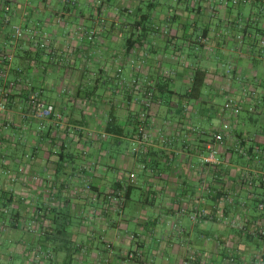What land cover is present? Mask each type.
Returning <instances> with one entry per match:
<instances>
[{
    "label": "crops",
    "instance_id": "1",
    "mask_svg": "<svg viewBox=\"0 0 264 264\" xmlns=\"http://www.w3.org/2000/svg\"><path fill=\"white\" fill-rule=\"evenodd\" d=\"M164 6L16 0L12 25L0 27L8 105L0 114V258L256 263L264 250L253 235L264 231V0ZM12 26L25 30L15 48L4 45ZM35 91L55 108L43 122L28 115ZM230 98L237 117L224 110ZM142 112L147 146L135 143ZM226 122L230 132L215 144ZM210 144L214 164L204 162Z\"/></svg>",
    "mask_w": 264,
    "mask_h": 264
},
{
    "label": "built area",
    "instance_id": "2",
    "mask_svg": "<svg viewBox=\"0 0 264 264\" xmlns=\"http://www.w3.org/2000/svg\"><path fill=\"white\" fill-rule=\"evenodd\" d=\"M16 3V0H2V7H1V13H3L2 17L0 18V27L4 28L5 26H11L12 25V10L14 7V4ZM25 30L18 26H12V32L9 34L7 40L4 42V45L10 48H15L18 45V40L22 39L24 37ZM47 43L46 41L41 44L42 48H46ZM260 46L264 48V39L260 41ZM12 55L9 54L7 56V61L11 60ZM6 59V58H5ZM7 72L5 71V68L3 66H0V76L6 77ZM11 88H14L15 83H9ZM6 94V91L2 88L0 89V114H4L8 110V105L6 101L3 99ZM153 100V94L150 93L147 99V102L145 103L146 107H149L151 105V102ZM29 110L30 113L28 114L30 117H32L35 120H38L39 122H43L47 119H49L54 113L55 108L47 104L41 97L40 93L38 91L33 92L29 97ZM224 110L226 112H229L231 116L237 117L238 114L241 111L240 106L237 104V102L230 98L228 102L226 103ZM147 113L142 112L138 119L137 124V132H136V139L135 143L138 146H147L152 143L151 135L148 128L147 123ZM230 124L224 123L222 126V129L217 132L214 135V142L215 144H222L225 141V136L230 132ZM107 138V134L103 133L101 134V139ZM209 153L207 156L204 157L205 163H216V157L219 154L218 149L214 144H210L208 147ZM136 151V149H134ZM260 150L257 151L256 156H259ZM6 173L11 176L12 173L10 171H6ZM260 210L264 209V204L259 205ZM253 235H261L264 236V231L261 229V227L255 228L253 231ZM129 260L134 259H140L142 256L140 253H130L129 254ZM229 264H240L239 260L235 257H231L228 259ZM255 264H264V250H261L256 258Z\"/></svg>",
    "mask_w": 264,
    "mask_h": 264
},
{
    "label": "rangeland",
    "instance_id": "3",
    "mask_svg": "<svg viewBox=\"0 0 264 264\" xmlns=\"http://www.w3.org/2000/svg\"><path fill=\"white\" fill-rule=\"evenodd\" d=\"M162 4H164L165 6V8L167 9V7H166V5H168V0H162ZM249 6H247V8H248ZM250 8V7H249ZM124 19V18H123ZM126 19V18H125ZM127 21H129V22H134V20H135V16L133 15H130V16H127ZM0 264H12V263H9L8 262V260H6V259H3L2 257L0 258ZM18 264V263H17Z\"/></svg>",
    "mask_w": 264,
    "mask_h": 264
},
{
    "label": "trees",
    "instance_id": "4",
    "mask_svg": "<svg viewBox=\"0 0 264 264\" xmlns=\"http://www.w3.org/2000/svg\"><path fill=\"white\" fill-rule=\"evenodd\" d=\"M198 76V75H197ZM197 76H196V78H197ZM197 80V79H196ZM249 159H251V156L249 157ZM261 204H264V202L263 203H261ZM258 209L260 210V208H259V205H258ZM260 211H264V209L263 210H260ZM259 237V238H264V236H261V235H255V237Z\"/></svg>",
    "mask_w": 264,
    "mask_h": 264
}]
</instances>
